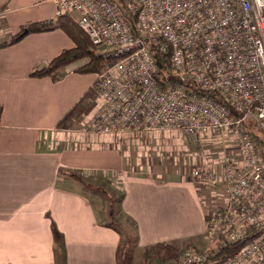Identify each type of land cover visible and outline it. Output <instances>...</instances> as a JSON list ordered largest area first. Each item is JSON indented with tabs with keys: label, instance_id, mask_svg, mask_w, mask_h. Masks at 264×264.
<instances>
[{
	"label": "crops",
	"instance_id": "crops-1",
	"mask_svg": "<svg viewBox=\"0 0 264 264\" xmlns=\"http://www.w3.org/2000/svg\"><path fill=\"white\" fill-rule=\"evenodd\" d=\"M54 19L52 0H0V43ZM73 46L55 29L0 48V264H56L59 239L63 264H118L120 236L102 225L85 191L86 179L96 177L119 187L120 211L136 226L134 252L168 244L182 263L185 248L207 250L205 219L222 206L224 191L215 200L217 191L202 194L185 167L165 168L152 147L132 157V132L82 129L96 102V75L75 72L86 62L54 78L31 77ZM209 163L216 172L217 162Z\"/></svg>",
	"mask_w": 264,
	"mask_h": 264
},
{
	"label": "built area",
	"instance_id": "built-area-1",
	"mask_svg": "<svg viewBox=\"0 0 264 264\" xmlns=\"http://www.w3.org/2000/svg\"><path fill=\"white\" fill-rule=\"evenodd\" d=\"M52 1L54 17L74 22L94 56L117 60L96 75L88 130L237 139L238 160L224 156L221 175L198 167L191 177L224 186L205 235L221 238L219 250L239 248L218 264H264V0ZM150 48L169 53L168 76ZM207 260L194 248L183 254V264Z\"/></svg>",
	"mask_w": 264,
	"mask_h": 264
},
{
	"label": "rangeland",
	"instance_id": "rangeland-1",
	"mask_svg": "<svg viewBox=\"0 0 264 264\" xmlns=\"http://www.w3.org/2000/svg\"><path fill=\"white\" fill-rule=\"evenodd\" d=\"M81 61H83V63L87 62L86 60H80L77 62L81 63ZM85 118L86 117H84V119L81 122L82 129L94 134L93 132L88 130L87 126L85 125L86 122ZM81 119L82 118L76 119L77 124L80 123ZM150 135L151 137H148ZM99 136H105V135H99ZM133 136L134 137L132 138L131 141L132 143L129 141L130 150H131L130 153L132 157L135 154L136 155L138 153L141 154L143 150H147L148 152H151L150 149L152 147L153 151L158 152L159 154L158 158H162L165 168L169 170L172 168L173 169L180 168L181 170L182 167H185L186 175L190 176L191 180H193V178L191 177L192 170L198 167L209 168L210 159H213L214 161L217 162L218 169L216 171V174L221 175L222 161L224 159L223 157L230 156L231 158H238L237 139L234 136H231L230 134H225V135L223 134L222 136L219 137H202L200 139H193L176 131H155L151 133H139V134L133 133ZM154 136L156 137L155 139ZM147 157L148 155L145 156V158ZM190 158L196 159V164L194 166L190 164L189 162ZM86 180L88 183L85 187V191L88 194V196L91 198L92 202L94 203V206L98 212V215L100 216L101 221L108 222L107 197H111L113 198L114 201L112 206L114 219H112V221L113 223L115 222L117 225H120L122 229H124L127 232L130 239V243H133V226L131 222L122 215L119 209L118 203L121 194V192L119 191V187L110 185L109 182H107L106 180H99L98 177H96L95 179L88 178ZM199 186L202 191V194L203 193L205 194L208 189L217 191L218 195L214 196V200L216 199L217 196H221L224 191V186L221 183H216L212 186L211 185H199ZM220 239H221L220 237H216L213 240H211L212 243H209L207 245L208 248L207 250L199 249L197 251L206 255L208 258H211L215 253L219 251ZM186 249L187 248H185L181 252L182 263L178 262L179 261L178 252H177L178 254L176 253L174 254V257L171 261L167 260L164 262H159L157 259L151 256H145L144 253L141 256V252L138 251L134 252V250H132L130 245L127 243V240L125 241L124 239H121L118 248L117 260H118V264H129L128 258H130L131 256L130 264H178V263L183 264V254Z\"/></svg>",
	"mask_w": 264,
	"mask_h": 264
},
{
	"label": "trees",
	"instance_id": "trees-1",
	"mask_svg": "<svg viewBox=\"0 0 264 264\" xmlns=\"http://www.w3.org/2000/svg\"><path fill=\"white\" fill-rule=\"evenodd\" d=\"M55 29L61 30L71 40L74 46L69 50L63 51L60 55H58L56 58L51 60L47 65L34 71L31 74V77L39 78V79L47 78V77L54 78L58 71L80 60L87 61L83 66L75 70L76 73L82 75L104 74L108 72L115 65L117 61L116 59H111V58L103 59L101 57L93 56L90 53L91 44L87 36L71 20L65 17L55 18L54 20L48 22H36L29 24L23 27L16 35L12 36L10 39L0 43V48L7 47L17 43L26 34L49 32ZM150 52L155 56L161 68V74H163L165 77L168 76L169 53L158 55L154 50V48H150ZM191 88L194 92H197V89H195L194 87ZM211 96L219 101V98H217L216 96L214 95ZM245 127L247 130L251 132L254 139L256 140L259 139V137L255 134V132H253L249 124L245 125ZM107 198H108V207H107L108 222L101 221V223L104 227L115 230L120 236V242L121 239H124L125 241L127 240V243L130 245L131 249L133 250L136 241L135 223L122 214L125 218H127L131 222L133 226V243H130V239L127 232L124 229H122L120 225H117L115 222L113 223L112 219H114L113 217L114 213L112 206L114 201L113 198L111 197H107ZM120 201H121V195H120L119 203ZM238 248L239 246H229L220 249L211 258H208L205 264L207 263L218 264L227 257L233 255L238 250ZM54 254H55L56 264H63L64 252H63L62 242L60 241V239L59 241L56 240L54 246ZM174 254H175V249L168 244H156L144 250L145 256H151L157 259L159 262H164L173 259Z\"/></svg>",
	"mask_w": 264,
	"mask_h": 264
}]
</instances>
